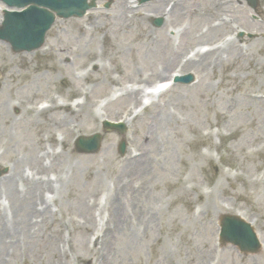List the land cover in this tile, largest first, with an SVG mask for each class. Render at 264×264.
<instances>
[{
    "label": "rangeland",
    "instance_id": "obj_1",
    "mask_svg": "<svg viewBox=\"0 0 264 264\" xmlns=\"http://www.w3.org/2000/svg\"><path fill=\"white\" fill-rule=\"evenodd\" d=\"M107 1L56 18L31 52L0 40L12 57L0 59V178L16 171L0 184V264H264V0H158L168 15L155 0ZM207 42L225 47L220 61L183 64L192 82L144 97ZM93 133L98 152L79 153L76 137ZM129 152L145 154L142 170L124 171ZM17 205L30 210L24 223ZM226 214L252 223L256 252L219 241Z\"/></svg>",
    "mask_w": 264,
    "mask_h": 264
},
{
    "label": "water",
    "instance_id": "obj_2",
    "mask_svg": "<svg viewBox=\"0 0 264 264\" xmlns=\"http://www.w3.org/2000/svg\"><path fill=\"white\" fill-rule=\"evenodd\" d=\"M9 6H28L21 13H6L0 27V38L8 41L15 52L30 51L43 44L45 32L54 22L55 17L69 18L81 17L85 11L95 6V0H4ZM107 3V5L110 4ZM148 0H140L145 2ZM251 6H255L257 0H247ZM161 20H156V25ZM100 137L92 140L81 139L79 150L88 153L96 152L99 147ZM124 144L121 145V151ZM1 174V172H0ZM222 236L224 241L232 242L241 250L254 252L259 244L249 224L238 218L226 217L223 222Z\"/></svg>",
    "mask_w": 264,
    "mask_h": 264
},
{
    "label": "bare ground",
    "instance_id": "obj_3",
    "mask_svg": "<svg viewBox=\"0 0 264 264\" xmlns=\"http://www.w3.org/2000/svg\"><path fill=\"white\" fill-rule=\"evenodd\" d=\"M182 1H184V0H182ZM221 1L220 0H218V2L216 3V5L217 6H219L221 3H220ZM224 2V1H223ZM159 2H158V0H155V2L151 5V9H153V10H155V11H159V12H162V13H164L165 15H168L169 14V12H167L165 9H159V4H158ZM175 6L174 7H176L177 6V4H174ZM221 6H222V4H221ZM171 11V10H170ZM224 20L222 21V22H219L218 24H217V26L216 27H213V28H211V30L213 31V32H215L216 30H218L219 28H220V25L222 26V25H224L225 23H227V22H224L225 21V18H223ZM8 47H9V45H8ZM10 48V47H9ZM233 48V47H232ZM231 48V49H232ZM0 50L3 52L4 50L3 49H1L0 48ZM224 50H225V47H223V48H220V49H216V50H213V51H207V52H205L204 54H201V55H196L193 59H191V60H189V61H187L186 62V66H189V67H192V68H196L197 70H202V69H205V68H207V67H209V65L210 64H214V63H216L217 61H220L221 60V58H220V56L223 54V52H224ZM229 50V49H228ZM228 50H226V52L228 51ZM264 51V50H263ZM241 54H244V52L243 53H241ZM210 56V57H209ZM0 59H1V64H2V68H4L6 65H9L10 66V64L12 63V57L10 58V56L9 55H5V54H2V55H0ZM213 60V61H212ZM209 61H212V62H209ZM182 68L184 69V71L186 70L185 69V67L184 66H182ZM259 70H261V67H260V69ZM262 71V70H261ZM166 77V76H165ZM164 77V78H165ZM169 77H171V74H170V76ZM164 78H161V79H164ZM172 89V88H171ZM141 99V98H140ZM49 103H51V100H47ZM139 101V100H138ZM158 101H159V99L157 100V101H155V102H151L148 106H150V105H152V104H157L158 103ZM135 102H136V100H135ZM57 104H53V106H56ZM147 106V107H148ZM52 106L50 105V106H47V107H45V108H43L42 106L40 107V108H42V109H40L39 110V112H43V113H41V114H44V113H48V110H50V108H51ZM146 107V108H147ZM53 108V107H52ZM59 108L60 109H63L64 111H67L68 113H73V111H74V108H72L71 107V105L70 104H64V105H61V106H59ZM82 108V107H81ZM80 108V109H81ZM143 114H144V112H143ZM56 125V124H55ZM223 126H229L230 125V122L228 121V120H226V121H223V124H222ZM149 130H151V127H149ZM235 133V132H234ZM262 150V149H261ZM260 150V151H261ZM144 155L145 154H143L142 156L141 155H139V154H136V153H131V152H129L128 154H127V156H126V158H125V160H127L126 162V164L123 166L124 167V171H126V170H128L129 172H131V171H136L137 169L138 170H142L143 169V164H144ZM11 170H13L11 173H8V174H6L5 176H3V177H1L0 178V184H3V182L5 183V184H7V185H10V183L15 179V177H16V171H15V169H14V166H12L11 168H10V171ZM38 186H41V184H39L38 182H36V184H35V186H34V188L36 189ZM216 187H217V190L219 189V185H216ZM114 188H116V187H114ZM7 190L9 191V193L11 194V196H13V194H14V192L13 191H11L10 190V188H7ZM118 192V191H117ZM211 196H214L215 197V192L214 193H211V194H208L207 195V197H206V199L204 200V204H203V206L205 207V210H208L209 209V207H210V204H211V202H210V200H211ZM27 198L28 199H30L31 200V195H30V192H28V194H27ZM120 200V197H119V193L115 196V200L113 201L114 203L115 202H117V207H116V213H115V216H118V214H121V202L119 201ZM23 202H24V200H23ZM27 207H26V205H23V206H18L17 205V207H16V213H17V215L19 216V219H20V222L21 223H24V218H25V216L30 212V210H28V209H26ZM47 207L45 208V209H43V213H45L46 211H47ZM2 219L5 217V215L4 216H0ZM122 218H124V216L122 217ZM122 218L120 219V225H119V227L117 228V231L122 227L123 228V225H125V219L124 220H122ZM146 223V222H145ZM23 226H24V224H23ZM137 232H139V229L138 228H136L135 226H133V228L132 229H130V233L131 234H133V235H135Z\"/></svg>",
    "mask_w": 264,
    "mask_h": 264
}]
</instances>
